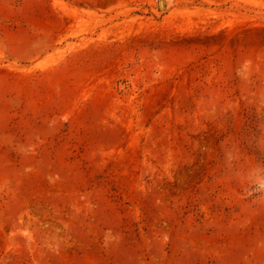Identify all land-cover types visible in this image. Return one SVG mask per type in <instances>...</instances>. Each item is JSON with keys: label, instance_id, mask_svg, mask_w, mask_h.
<instances>
[{"label": "rangeland", "instance_id": "rangeland-1", "mask_svg": "<svg viewBox=\"0 0 264 264\" xmlns=\"http://www.w3.org/2000/svg\"><path fill=\"white\" fill-rule=\"evenodd\" d=\"M0 264H264V0H0Z\"/></svg>", "mask_w": 264, "mask_h": 264}]
</instances>
